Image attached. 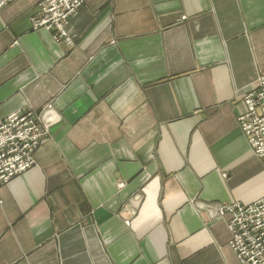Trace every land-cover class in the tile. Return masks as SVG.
<instances>
[{
  "label": "crops",
  "instance_id": "obj_1",
  "mask_svg": "<svg viewBox=\"0 0 264 264\" xmlns=\"http://www.w3.org/2000/svg\"><path fill=\"white\" fill-rule=\"evenodd\" d=\"M40 1L0 10V116H60L0 187V264H241L215 213L264 200V0H84L61 42Z\"/></svg>",
  "mask_w": 264,
  "mask_h": 264
},
{
  "label": "built area",
  "instance_id": "obj_2",
  "mask_svg": "<svg viewBox=\"0 0 264 264\" xmlns=\"http://www.w3.org/2000/svg\"><path fill=\"white\" fill-rule=\"evenodd\" d=\"M13 1L0 0V10ZM83 6L84 0H41L31 17L33 29L46 30L56 42H61L68 36V24ZM244 102L247 111L238 122L254 154L264 162V75ZM59 121L53 105L39 114L28 111L0 116V187L35 166L34 155L43 137ZM215 218L226 220L230 247L241 264H264V200L248 205L219 204Z\"/></svg>",
  "mask_w": 264,
  "mask_h": 264
},
{
  "label": "rangeland",
  "instance_id": "obj_3",
  "mask_svg": "<svg viewBox=\"0 0 264 264\" xmlns=\"http://www.w3.org/2000/svg\"><path fill=\"white\" fill-rule=\"evenodd\" d=\"M39 113H41V112H39ZM39 113H38V114H39ZM43 138H44V137H43ZM41 144H42V143H41ZM36 153H37V152H36ZM36 153H35V154H36ZM26 172H27V171H26ZM26 172H25V173H26ZM23 174H24V173H23ZM20 175H22V174H20ZM20 175H17L16 177H18V176H20ZM16 177H14V178H16ZM14 178H13V179H14ZM217 219H218V218H217ZM224 221L226 222V220H224ZM130 224H131V223H130ZM127 225H129V224H127Z\"/></svg>",
  "mask_w": 264,
  "mask_h": 264
},
{
  "label": "bare ground",
  "instance_id": "obj_4",
  "mask_svg": "<svg viewBox=\"0 0 264 264\" xmlns=\"http://www.w3.org/2000/svg\"><path fill=\"white\" fill-rule=\"evenodd\" d=\"M243 131V130H242ZM245 134V133H244ZM246 136V135H245ZM247 138V137H246ZM248 140V139H247ZM249 142V141H248ZM34 159H35V155H34ZM30 170V169H29ZM28 171V170H27ZM23 173H25V172H23ZM23 173H21V174H23ZM20 175V174H19ZM16 177V176H15Z\"/></svg>",
  "mask_w": 264,
  "mask_h": 264
}]
</instances>
